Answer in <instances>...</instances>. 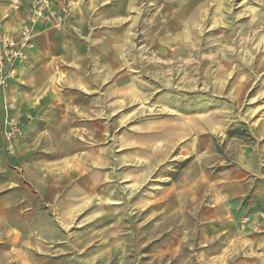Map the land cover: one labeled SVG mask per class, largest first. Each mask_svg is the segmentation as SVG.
I'll return each mask as SVG.
<instances>
[{"label":"rangeland","instance_id":"374dc122","mask_svg":"<svg viewBox=\"0 0 264 264\" xmlns=\"http://www.w3.org/2000/svg\"><path fill=\"white\" fill-rule=\"evenodd\" d=\"M47 1L12 153L0 97V264H264V0Z\"/></svg>","mask_w":264,"mask_h":264},{"label":"built area","instance_id":"2783aa9c","mask_svg":"<svg viewBox=\"0 0 264 264\" xmlns=\"http://www.w3.org/2000/svg\"><path fill=\"white\" fill-rule=\"evenodd\" d=\"M9 10L18 11L21 7V0H6ZM28 7V15L23 28L17 35L6 32L0 34V97L3 103L2 122L5 125L4 136L7 142V150L12 153V145L10 140L12 120L9 116L10 103L6 101L5 88L8 81L16 72V66L25 63L31 49L30 25L39 18L44 21L53 23V26H59L62 17L59 13L54 12L47 0H30ZM8 127V130L6 129Z\"/></svg>","mask_w":264,"mask_h":264}]
</instances>
